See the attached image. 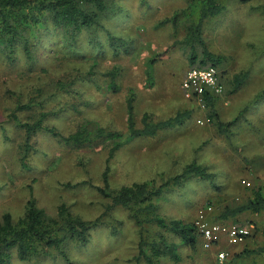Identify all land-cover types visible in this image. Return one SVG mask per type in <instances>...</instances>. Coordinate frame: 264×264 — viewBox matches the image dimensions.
<instances>
[{
    "label": "rangeland",
    "instance_id": "rangeland-1",
    "mask_svg": "<svg viewBox=\"0 0 264 264\" xmlns=\"http://www.w3.org/2000/svg\"><path fill=\"white\" fill-rule=\"evenodd\" d=\"M226 4L225 12L209 20L203 31L206 48L223 58L217 65L223 91L216 95L218 116L212 120L210 108L187 97L182 87L187 71L200 67L203 58V48L198 45V61L192 65L190 49L180 43L191 13L188 0H115L117 10L109 12L94 31H84L73 40L61 38L56 29L45 31L48 36L38 43L34 61L21 56L11 64L0 58V218L5 212L15 218L22 216L31 196L53 216L65 203L87 220L104 218L86 244L69 242L66 257L58 252L23 262L14 255L11 264H144L136 259L138 232L128 211L117 208L105 215L109 200L98 187L104 184L107 162L114 189L146 180L159 186L180 176L194 162L207 167L213 179L189 175L155 200L163 216L186 222H198L202 213L206 219L209 211L214 215L248 199L252 196L248 182L252 187L264 186V0H227ZM175 14L180 15V28L173 23L159 24ZM109 33L125 40L126 46L117 50ZM152 58H157L153 85L148 84L146 75ZM246 69L251 71L249 80L231 93L232 77ZM113 70L117 91L110 87L108 73ZM89 73V79L75 81L72 90L58 94L48 105H63L60 116L48 124L64 134L88 123L116 131L125 140L131 94L135 95L134 114L139 125L145 113L162 119L191 110V118L155 137L125 140L110 159L117 138L76 146L43 131L33 138V148L22 161L24 134L9 120L14 99L5 95V90L19 89L29 98L43 89L37 97H47L56 91L58 81L70 83ZM219 120L235 121L228 134L219 131ZM237 222L253 223L256 233L235 244L236 252L264 246V214L248 211L239 215ZM115 227L118 233L113 234ZM175 240L183 255L178 264H213L210 252L202 246L193 253ZM236 260L235 264H264V253ZM162 264L173 263L164 260Z\"/></svg>",
    "mask_w": 264,
    "mask_h": 264
},
{
    "label": "trees",
    "instance_id": "trees-1",
    "mask_svg": "<svg viewBox=\"0 0 264 264\" xmlns=\"http://www.w3.org/2000/svg\"><path fill=\"white\" fill-rule=\"evenodd\" d=\"M242 3L251 0H239ZM188 11L191 10L187 21L184 23L186 35L180 43L185 44L190 49L191 64L198 61V45L203 48V58L200 60V67L217 65L223 58L212 53L206 48L203 38L205 24L225 12L227 0H188ZM115 0H0V58H5L7 63H16L24 56L27 60H35V52L38 43L44 36H48L45 31H60V37L65 40H73L79 37L84 31H94L95 27H101L103 18L109 12L117 10L114 6ZM179 14L171 18L160 21V25L173 23L178 29ZM111 40H116L113 46L125 47L126 41L115 37L109 33ZM120 43L121 45H117ZM162 57V56H161ZM159 60V59H158ZM157 58L149 61L146 72L148 84L154 82L153 66ZM251 71L243 70L235 74L230 81V92L239 90L250 78ZM111 77L110 87L117 91V73H108ZM90 73L78 75L70 83L58 81L56 91L47 97L39 96L43 89H39L37 96L25 97L23 91L19 89H6L4 94L13 98L14 106L9 110V120L13 121L24 134L22 144V161H25L29 152L33 148V138L43 131L49 132L60 141L76 146H84L101 139L117 138L116 144L111 148L109 159L113 153L120 148L130 138L155 137L161 131L174 129L182 126L191 118L192 111H179L175 115L155 119L150 113H145L140 125L135 118V95L128 98V137L121 140L122 135L116 131L96 125L91 127L88 123H83L72 133L64 134L55 125H49V120L60 116L59 107H49L48 105L55 97L63 92H69L75 81L89 79ZM221 80V79H220ZM222 81V80H221ZM153 85V84H152ZM217 94L206 93L204 95L205 106L210 108L209 119L218 116L215 109V98ZM234 122L225 123L221 120L217 122L220 132L229 133V128ZM110 166H107L103 173V186L98 187L103 197L109 200L105 215L112 214L117 208L128 211L129 218L134 222L138 232V255L137 260L144 264H162L164 260H170L173 264H178L183 255L180 252V244L175 240L178 238L183 246L188 247L191 252H196L199 247L208 250L215 264V253L219 250L230 252L231 263L235 264L236 259L244 255L264 253V246L259 249L236 252L237 245L230 244L228 240L222 239L216 242L211 249H207L203 244V236L196 221L186 222L178 218H167L158 211V204L155 200L160 197L163 191L174 184H180L183 178L189 175H196L202 178L213 179L214 174L209 172L207 167L196 162L188 164L183 173L173 179H169L156 186L154 180L134 182L114 189L109 181ZM252 196L236 204L228 205L213 214V211L206 213V220L210 223H223L227 225L237 224V217L242 213L251 211L256 214H264V186L251 183ZM102 216L87 220L81 215L74 213L65 203L61 204L55 216L50 215L45 209L39 207L36 198L31 196L26 203L22 216L15 218L12 213L5 212L0 218V264H11L14 255L20 261L30 262L46 256H55L58 252L66 257V250L69 242L86 244L98 226L104 223ZM253 225L250 239L255 236L256 227L253 223L242 224V226ZM113 234L118 230L113 228ZM69 264H73L69 261Z\"/></svg>",
    "mask_w": 264,
    "mask_h": 264
},
{
    "label": "built area",
    "instance_id": "built-area-1",
    "mask_svg": "<svg viewBox=\"0 0 264 264\" xmlns=\"http://www.w3.org/2000/svg\"><path fill=\"white\" fill-rule=\"evenodd\" d=\"M182 87L186 96L198 101L205 106L204 95L206 93L220 94L223 91V84L220 80L217 67H193L189 69L182 81ZM209 121V120H208ZM203 124V120H199ZM250 184L249 182L247 183ZM211 209V208H210ZM203 236V244L207 249L213 248L214 244L222 239L228 240L230 244H238L246 240L251 234L253 225H227L223 223H208L202 213L197 222ZM230 252L219 250L215 253V264H232Z\"/></svg>",
    "mask_w": 264,
    "mask_h": 264
}]
</instances>
